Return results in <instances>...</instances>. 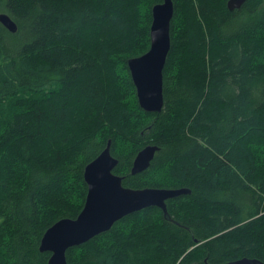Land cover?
I'll list each match as a JSON object with an SVG mask.
<instances>
[{"label": "trees", "instance_id": "16d2710c", "mask_svg": "<svg viewBox=\"0 0 264 264\" xmlns=\"http://www.w3.org/2000/svg\"><path fill=\"white\" fill-rule=\"evenodd\" d=\"M1 1L18 30L0 22V264H48L41 239L79 215L109 140L124 186L190 193L69 248L70 264L264 262V0H173L159 112L141 108L128 60L163 0Z\"/></svg>", "mask_w": 264, "mask_h": 264}, {"label": "water", "instance_id": "95a60500", "mask_svg": "<svg viewBox=\"0 0 264 264\" xmlns=\"http://www.w3.org/2000/svg\"><path fill=\"white\" fill-rule=\"evenodd\" d=\"M247 0H228L230 10L239 9ZM151 45L141 56L128 60L141 108L149 112L162 111L164 105L163 71L171 48L173 0H163L152 8ZM0 22L11 32L17 23L6 12ZM149 144L136 155L131 169L138 174L148 169L159 150ZM119 159L112 154L111 140L84 170L88 192L84 207L76 218H63L44 233L40 251L50 252L48 264H70L67 250L106 232L123 217L148 207H159L168 217L167 200L190 193L188 188H130L123 185L124 177L114 172ZM224 264H264L255 258L242 257Z\"/></svg>", "mask_w": 264, "mask_h": 264}, {"label": "rangeland", "instance_id": "374dc122", "mask_svg": "<svg viewBox=\"0 0 264 264\" xmlns=\"http://www.w3.org/2000/svg\"><path fill=\"white\" fill-rule=\"evenodd\" d=\"M4 6H3V2L0 0V13H3L5 11H3Z\"/></svg>", "mask_w": 264, "mask_h": 264}, {"label": "bare ground", "instance_id": "6f19581e", "mask_svg": "<svg viewBox=\"0 0 264 264\" xmlns=\"http://www.w3.org/2000/svg\"><path fill=\"white\" fill-rule=\"evenodd\" d=\"M13 33V32H12Z\"/></svg>", "mask_w": 264, "mask_h": 264}]
</instances>
